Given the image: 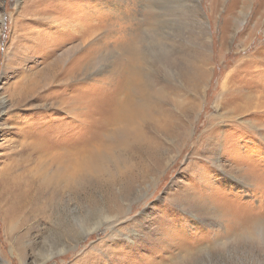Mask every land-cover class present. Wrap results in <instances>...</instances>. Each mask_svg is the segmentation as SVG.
<instances>
[{
	"label": "rangeland",
	"instance_id": "obj_1",
	"mask_svg": "<svg viewBox=\"0 0 264 264\" xmlns=\"http://www.w3.org/2000/svg\"><path fill=\"white\" fill-rule=\"evenodd\" d=\"M0 264H264V0H0Z\"/></svg>",
	"mask_w": 264,
	"mask_h": 264
},
{
	"label": "bare ground",
	"instance_id": "obj_2",
	"mask_svg": "<svg viewBox=\"0 0 264 264\" xmlns=\"http://www.w3.org/2000/svg\"><path fill=\"white\" fill-rule=\"evenodd\" d=\"M20 204H21L20 202L17 204V207H18L19 209L16 207V209H15L13 212H17L18 210L21 209V206H23V205L20 206ZM170 211H171V210H170ZM165 215H166V214H165ZM96 228H97V227H94V228L90 229V231H93V230L96 229ZM83 232L85 233V232H87V231H83Z\"/></svg>",
	"mask_w": 264,
	"mask_h": 264
}]
</instances>
